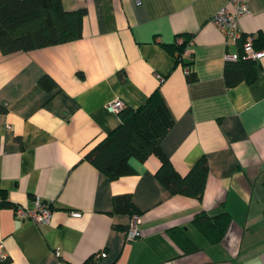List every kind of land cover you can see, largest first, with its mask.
<instances>
[{"label": "crops", "instance_id": "1", "mask_svg": "<svg viewBox=\"0 0 264 264\" xmlns=\"http://www.w3.org/2000/svg\"><path fill=\"white\" fill-rule=\"evenodd\" d=\"M228 0H62L84 9L82 38L29 52L0 50V242L5 264H264V56L252 84L228 87V44L213 16ZM244 34L264 37V0H250ZM192 36L182 60L169 47ZM198 80L189 83L187 67ZM48 76L55 86L46 89ZM160 89L175 125L162 148L187 176L202 158V199L171 195L156 177L160 159L131 160L116 180L86 155L120 125L108 106L137 109ZM130 194L135 211H115ZM53 209L47 224L15 216L36 200ZM227 213L220 239L196 224ZM140 235L127 242L132 216ZM187 239L186 249L180 243ZM60 248V256L55 251Z\"/></svg>", "mask_w": 264, "mask_h": 264}, {"label": "trees", "instance_id": "2", "mask_svg": "<svg viewBox=\"0 0 264 264\" xmlns=\"http://www.w3.org/2000/svg\"><path fill=\"white\" fill-rule=\"evenodd\" d=\"M85 15L84 9L65 10L62 0H0V50L9 55L76 41L83 36ZM180 38L182 42L169 47L178 60H182L193 37L183 35ZM244 38L239 41V58L236 61L228 60L225 66V82L228 87L241 83L252 84L257 79L258 62L243 57ZM254 47L264 50L263 36H257ZM192 64L193 61L184 65L191 67ZM187 80L189 83L197 81L196 73L187 75ZM40 85L51 89L55 83L45 76L40 80ZM119 116L120 125L90 151L86 159L101 173L116 180L135 172L132 159L145 162L151 155H155L161 161L156 177L171 195L181 194L202 199L209 175V162L206 157H202L185 177L175 169L162 148V141L174 127L175 119L160 89L155 90L139 108H126ZM114 206L117 212L135 211L130 194L117 195ZM195 222L211 237L220 239L230 217L227 213L213 217L201 214ZM180 243L187 248V239ZM85 264L96 263L91 258Z\"/></svg>", "mask_w": 264, "mask_h": 264}, {"label": "built area", "instance_id": "3", "mask_svg": "<svg viewBox=\"0 0 264 264\" xmlns=\"http://www.w3.org/2000/svg\"><path fill=\"white\" fill-rule=\"evenodd\" d=\"M250 0H228L227 4L222 7L212 18V22L219 30L224 34L228 44L236 45L244 38L243 50L244 58L251 59L259 62L264 56V50H257L254 47L257 34H244L239 24L240 18L250 13ZM193 44L191 39L188 43V47ZM228 60L236 61L239 58V54H229ZM192 72L191 67H187L186 73L189 75ZM109 111L119 114L122 110L126 109V105L122 100L116 99L108 106ZM5 199L0 197V207L3 205ZM15 216L20 219H31L38 224H47L50 222L53 214L52 206L49 202L41 199L36 200L35 207L33 209L24 208L22 206H16L14 208ZM141 223V216L134 214L132 216L129 227L126 231L127 242H132L139 237V225ZM60 248L55 251L57 257L60 256ZM107 257L105 251L98 252L92 256V261L96 264H100L103 259ZM9 260V255L6 251L4 242H0V264H5Z\"/></svg>", "mask_w": 264, "mask_h": 264}]
</instances>
